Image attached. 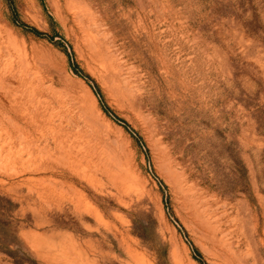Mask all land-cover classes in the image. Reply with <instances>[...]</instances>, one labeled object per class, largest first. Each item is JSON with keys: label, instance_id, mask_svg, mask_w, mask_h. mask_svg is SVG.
I'll list each match as a JSON object with an SVG mask.
<instances>
[{"label": "rangeland", "instance_id": "1", "mask_svg": "<svg viewBox=\"0 0 264 264\" xmlns=\"http://www.w3.org/2000/svg\"><path fill=\"white\" fill-rule=\"evenodd\" d=\"M195 258L264 264V0H0V264Z\"/></svg>", "mask_w": 264, "mask_h": 264}, {"label": "trees", "instance_id": "2", "mask_svg": "<svg viewBox=\"0 0 264 264\" xmlns=\"http://www.w3.org/2000/svg\"><path fill=\"white\" fill-rule=\"evenodd\" d=\"M32 29V31L36 34V35H38V36H41V35H43V33L42 32H39L38 30H36V29H34V28H31ZM49 39H51V38H49ZM102 107H103V109H104V111L107 113V114H110L111 112H110V110H109V108L107 107V106H105L104 104L102 105ZM120 121H122L124 124V126H125V128H128L129 126L126 124V122H124L123 120H120ZM192 250H193V252L196 254V255H198L199 257H200V254H199V252H198V250L197 249H195V248H192ZM198 262H199V264H204V262L201 260V258H195ZM26 262H29V261H26ZM31 263V262H30Z\"/></svg>", "mask_w": 264, "mask_h": 264}, {"label": "bare ground", "instance_id": "3", "mask_svg": "<svg viewBox=\"0 0 264 264\" xmlns=\"http://www.w3.org/2000/svg\"><path fill=\"white\" fill-rule=\"evenodd\" d=\"M5 40V39H4Z\"/></svg>", "mask_w": 264, "mask_h": 264}]
</instances>
